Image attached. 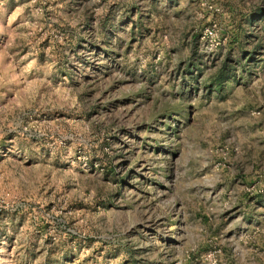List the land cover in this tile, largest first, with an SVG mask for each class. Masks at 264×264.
I'll use <instances>...</instances> for the list:
<instances>
[{
  "label": "rangeland",
  "instance_id": "rangeland-1",
  "mask_svg": "<svg viewBox=\"0 0 264 264\" xmlns=\"http://www.w3.org/2000/svg\"><path fill=\"white\" fill-rule=\"evenodd\" d=\"M0 264H264V0H0Z\"/></svg>",
  "mask_w": 264,
  "mask_h": 264
},
{
  "label": "built area",
  "instance_id": "built-area-1",
  "mask_svg": "<svg viewBox=\"0 0 264 264\" xmlns=\"http://www.w3.org/2000/svg\"><path fill=\"white\" fill-rule=\"evenodd\" d=\"M212 8H213V6H211V9ZM214 36H215L214 28L211 27V26L206 27L205 30H204L203 37L204 38H211V39H213ZM255 113H256L255 111L252 112V114H255Z\"/></svg>",
  "mask_w": 264,
  "mask_h": 264
}]
</instances>
